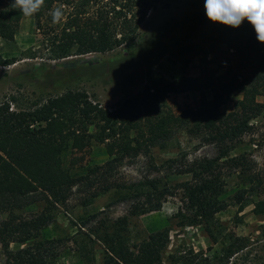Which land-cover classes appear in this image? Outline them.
<instances>
[{"label": "trees", "instance_id": "trees-1", "mask_svg": "<svg viewBox=\"0 0 264 264\" xmlns=\"http://www.w3.org/2000/svg\"><path fill=\"white\" fill-rule=\"evenodd\" d=\"M13 2L0 0V36L7 40L15 39L24 18L19 9L10 6ZM58 7L64 15L54 23L51 12ZM153 8L154 0H45L32 17L44 35L42 43L48 58L59 60L134 44L142 21ZM232 44L217 66L219 70L224 68V73L212 81L211 71L203 83L211 91V99L178 114L167 112L165 101L171 93L186 90L187 85L165 81L158 72L152 73L140 91L114 109L105 107L85 90L72 89L32 108H14L9 101L0 102V213L9 214L0 221L4 264H49L53 248L48 245L50 240H37L39 232L53 220L52 210L66 203L77 185L91 189L102 184L92 191L91 198L114 188L117 200L133 201L131 214L135 216L159 209L168 196L180 193L184 201L180 210L182 224L205 223L208 233L214 236L210 224L226 188V169L240 170L250 183V189L238 192V202L244 200L248 190L264 186V178L250 172L247 156H230L227 146L241 139L250 130L251 121L264 113V46L251 39ZM15 62V58L4 57L0 52V66ZM237 95L234 108L222 111L225 101ZM179 129L203 143L218 145L221 153L196 157L183 165L178 173L189 174L190 178L175 184L160 177L114 185L109 180L114 163L128 156L148 154L156 146L165 147ZM94 140L105 145L110 159L104 164L83 166V173L74 174L65 164L66 152L88 150ZM39 200L46 207L31 219L15 214V209ZM254 212L264 216V199L255 203ZM128 224L129 216L120 217L112 230L103 233L110 262L230 264L232 256L245 247L230 249L226 257H219L215 263L199 254L172 257L166 262L163 254L169 243V230L152 232L139 244L130 245L124 234ZM30 235L34 239L25 247L11 249L12 242L23 243Z\"/></svg>", "mask_w": 264, "mask_h": 264}, {"label": "rangeland", "instance_id": "rangeland-1", "mask_svg": "<svg viewBox=\"0 0 264 264\" xmlns=\"http://www.w3.org/2000/svg\"><path fill=\"white\" fill-rule=\"evenodd\" d=\"M43 38L34 18L25 16L14 40L0 36L2 55L16 59L12 65L0 66V102L9 101L14 108H32L72 89L85 90L105 107L114 109L140 91L152 73L158 72L165 81L187 85L186 90L171 93L165 101L166 111L178 114L211 99L212 93L203 83L212 74L215 81V77L224 73L225 69L219 70L217 66L232 43L257 41L247 20L235 29L209 21L204 0H154V8L142 21L136 42L107 52L52 60ZM238 98L231 96L221 110L231 111ZM227 146L230 156H247L250 172L263 179L264 113L251 121L250 130L241 139ZM221 151L218 145L203 143L179 129L165 147L156 146L148 154L128 156L114 163L109 180L114 185L160 177L172 184L179 183L190 178L189 174L178 173L183 165L196 157H215ZM64 158L74 174L83 173V166L104 164L110 159L105 145L95 140L88 150L69 149ZM226 172V188L210 224L214 236L208 233L205 223L182 224L180 210L184 201L180 193L168 196L159 209L135 216L131 214L133 201L117 200L114 188L91 198L92 191L100 189L99 183L91 189L75 186L68 201L52 210L53 220L40 230L37 240H50L53 256L49 264H121L109 261L102 237L105 230L113 229L118 218L129 216L124 234L130 245L139 244L152 232L169 230V243L163 254L166 262L172 257L199 254L215 263L219 257H226L230 249L244 245L232 256L231 264H264V216L254 212L255 203L264 199V186L248 190L244 200L238 202V192L250 189V183L240 170L227 168ZM45 207L46 203L39 200L14 211L31 219ZM8 215L0 213V221ZM33 239L34 235H30L23 243L12 242L10 247L18 250ZM5 262L6 254L0 243V263Z\"/></svg>", "mask_w": 264, "mask_h": 264}, {"label": "clouds", "instance_id": "clouds-1", "mask_svg": "<svg viewBox=\"0 0 264 264\" xmlns=\"http://www.w3.org/2000/svg\"><path fill=\"white\" fill-rule=\"evenodd\" d=\"M44 3L45 0H14L10 6L19 9L25 17H32ZM204 10L209 21L234 29L247 20L254 29L257 41L264 43V0H204ZM63 15L59 7L51 12L54 23L60 22ZM224 63L226 66L227 62Z\"/></svg>", "mask_w": 264, "mask_h": 264}, {"label": "built area", "instance_id": "built-area-1", "mask_svg": "<svg viewBox=\"0 0 264 264\" xmlns=\"http://www.w3.org/2000/svg\"><path fill=\"white\" fill-rule=\"evenodd\" d=\"M231 264V263H230Z\"/></svg>", "mask_w": 264, "mask_h": 264}]
</instances>
